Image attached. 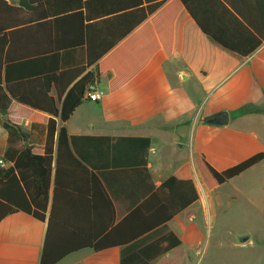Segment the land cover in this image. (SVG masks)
<instances>
[{"label":"crops","instance_id":"0c3cea01","mask_svg":"<svg viewBox=\"0 0 264 264\" xmlns=\"http://www.w3.org/2000/svg\"><path fill=\"white\" fill-rule=\"evenodd\" d=\"M6 1L21 8L0 11V38L6 36L14 43L12 55L15 57L28 51V45L36 41H116L114 49L171 0H162L163 4L132 30L129 29L134 17H129L128 12L160 0H142L140 6H137L138 0ZM222 1L241 19L240 13H243L252 31L264 34L257 0ZM105 10L113 12L101 14ZM168 37L166 34L164 39L167 41ZM132 43L135 47H130L127 54L137 57L144 55L150 45L142 35ZM59 57L61 70L84 66L86 44L62 49ZM94 69L95 64H91L72 83ZM110 75L96 76L94 80L93 87L102 92L106 88L103 97L81 103L64 125L69 135L149 138L145 166L140 164L138 152L129 154L119 148L109 158L116 164L102 166L108 155L98 157L95 149H89L86 151L90 153L94 168L86 165V170L76 164L62 163L55 183L53 163L45 220L40 221L21 210L0 220V264H40L51 212L63 241L64 238L69 242L86 237L102 238L112 225L172 174L191 178L199 198L166 223L180 237L181 244L156 258L153 264H178L179 261L192 264L194 247H183V242L194 230L188 225L195 217L193 209L201 207L202 193L207 196L219 185L210 176L201 155L214 168L222 170L254 153L264 152V38L251 54L239 56L214 42L181 8L172 23L169 53L161 44L143 66L114 91L108 87ZM101 78L105 79L104 88ZM68 87L60 99L56 98L55 86L51 87L50 94L59 106ZM221 110L228 112L227 124H210L208 119ZM48 119V113L12 100L6 112L0 111V157L9 145L8 131L3 126L5 120L18 125L24 133L21 138L14 137L15 147L31 146L43 152ZM59 124L62 123L59 121ZM252 169H264V159L240 176ZM90 172L99 178L112 201L115 220L111 224H108L111 213L106 201L93 199L98 203L95 210H90L89 214L84 210L87 195L78 193L88 191L85 178H90ZM253 186L258 187L257 192L264 190V178L253 180ZM257 192L253 195V209L264 216V200ZM196 203L199 205L195 207ZM123 234L122 231L115 238ZM258 248L257 258L262 255L264 246ZM121 249V246L99 251L82 248L55 264H120Z\"/></svg>","mask_w":264,"mask_h":264},{"label":"trees","instance_id":"16d2710c","mask_svg":"<svg viewBox=\"0 0 264 264\" xmlns=\"http://www.w3.org/2000/svg\"><path fill=\"white\" fill-rule=\"evenodd\" d=\"M202 2H205L204 5ZM141 4L142 0H138L137 6ZM162 4L163 1L160 0L146 7L140 6L129 11V17H134L129 30L141 23ZM256 5L264 22V0H257ZM181 8L190 14L199 28L214 42L239 56L251 54L260 46L261 39L264 38V34L250 29L243 13H240L241 19L222 0H171L127 41L114 49L112 48L117 44L116 41H86V43L36 41L33 45H28V51L18 53L14 57L12 55L14 43L6 36L0 38V111L6 112L11 101L17 100L32 109L49 114L43 152L31 146L21 149L15 147L14 137L21 138L24 133L14 123L6 120L3 123L8 131L9 145L0 157L7 164L5 166L0 164V220L8 214L21 210L44 221L53 163L56 183L59 166L62 163L76 164L86 170V165L94 168L90 153L86 150L95 149L98 157L108 155L102 166L116 164V161L109 158L118 148L128 151L129 154L138 152L141 156L140 164L145 166L144 156L150 145L149 138L69 135L64 122L69 119L77 106L89 100L85 97V93L90 86H93L96 76L112 74L108 87L110 91H114L127 82L161 44L169 53L172 42V23ZM18 10L21 8L10 5L6 0H0V11ZM109 12L113 11L105 10L101 14H109ZM86 17H89L88 14ZM166 34L169 35L167 41L164 39ZM139 35H142L147 43L150 41V45L142 56L128 55V49L135 47L132 41ZM82 44H86L87 47L86 64L61 70L59 51ZM91 64H95V69L88 71L72 83L76 76ZM52 86H55L57 90L56 98L58 99L69 86L60 106L57 99L50 94ZM201 158L213 180L217 184H223L240 176L245 170L263 160L264 152L254 153L222 170L214 168L203 154ZM90 174L89 179L85 178L89 186L88 191L83 190L78 193L82 196L87 195L88 200L84 210L87 214L90 210H95L98 203L93 199L98 198V201L103 203L106 201L108 211L111 213L108 224H111L115 220L112 201L99 178L92 172ZM56 188L57 185L55 190ZM198 198L196 185L191 178H181L172 174L117 224L112 225L110 231L102 238L86 237L76 242H69L64 237V241L61 239L51 212L48 217L40 264H55L67 254L82 248L99 251L113 246L122 247L120 264H153L156 258L181 244L180 237L166 223ZM122 231L123 236L115 238L116 234Z\"/></svg>","mask_w":264,"mask_h":264},{"label":"rangeland","instance_id":"374dc122","mask_svg":"<svg viewBox=\"0 0 264 264\" xmlns=\"http://www.w3.org/2000/svg\"><path fill=\"white\" fill-rule=\"evenodd\" d=\"M100 83L103 87L105 79L101 78ZM262 131L264 141V128ZM261 178L264 169H252L219 184L207 196L201 194V207L196 203L195 217L188 224L194 230L183 242V247H194L192 264H264V251L257 258L258 247L264 246V216L253 209V195L258 188L253 180ZM257 194L264 200V190ZM245 237L249 238L242 241Z\"/></svg>","mask_w":264,"mask_h":264},{"label":"water","instance_id":"95a60500","mask_svg":"<svg viewBox=\"0 0 264 264\" xmlns=\"http://www.w3.org/2000/svg\"><path fill=\"white\" fill-rule=\"evenodd\" d=\"M228 120H229L228 112L225 110H221V111H218L215 114H213L208 119V122L210 124H214V125H225V124H227ZM246 239H247V237L243 238L242 241H245Z\"/></svg>","mask_w":264,"mask_h":264},{"label":"built area","instance_id":"2783aa9c","mask_svg":"<svg viewBox=\"0 0 264 264\" xmlns=\"http://www.w3.org/2000/svg\"><path fill=\"white\" fill-rule=\"evenodd\" d=\"M85 97H87L89 100L91 101H97L99 99H101L103 97V92L96 89L95 87L93 86H90L89 89H87L86 93H85ZM0 164L2 166H5V162L0 159Z\"/></svg>","mask_w":264,"mask_h":264}]
</instances>
